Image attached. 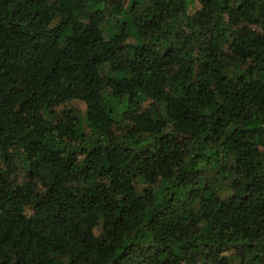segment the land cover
Returning a JSON list of instances; mask_svg holds the SVG:
<instances>
[{
	"label": "trees",
	"instance_id": "trees-1",
	"mask_svg": "<svg viewBox=\"0 0 264 264\" xmlns=\"http://www.w3.org/2000/svg\"><path fill=\"white\" fill-rule=\"evenodd\" d=\"M0 264H264V0H0Z\"/></svg>",
	"mask_w": 264,
	"mask_h": 264
},
{
	"label": "rangeland",
	"instance_id": "rangeland-1",
	"mask_svg": "<svg viewBox=\"0 0 264 264\" xmlns=\"http://www.w3.org/2000/svg\"><path fill=\"white\" fill-rule=\"evenodd\" d=\"M199 4L198 3H196L195 5H194V7L191 9L192 10V12L195 10V9H197V8H199ZM76 105L79 107V108H81L82 110L83 109H85V104L84 103H82V102H76Z\"/></svg>",
	"mask_w": 264,
	"mask_h": 264
}]
</instances>
